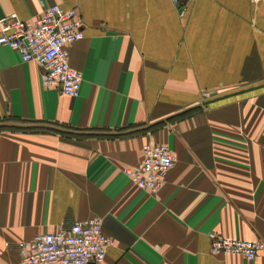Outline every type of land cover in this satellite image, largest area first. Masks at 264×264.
Returning <instances> with one entry per match:
<instances>
[{"label":"crops","instance_id":"obj_1","mask_svg":"<svg viewBox=\"0 0 264 264\" xmlns=\"http://www.w3.org/2000/svg\"><path fill=\"white\" fill-rule=\"evenodd\" d=\"M51 3L79 13L81 82L45 87L0 44V264L92 216L109 237L100 264H264V247L246 259L207 238L264 242V0H0V16ZM145 143L173 156L153 192L122 171Z\"/></svg>","mask_w":264,"mask_h":264},{"label":"built area","instance_id":"obj_2","mask_svg":"<svg viewBox=\"0 0 264 264\" xmlns=\"http://www.w3.org/2000/svg\"><path fill=\"white\" fill-rule=\"evenodd\" d=\"M177 1L173 0L178 5ZM81 35L75 7L51 3L32 20H23L13 12L0 16V44L17 51L21 60L36 62L43 86L72 96L78 94L81 74L68 62V45ZM172 159L166 144L145 143L139 161L122 171L133 185L153 192L163 182ZM261 161L264 165V147ZM207 238L210 252L236 253L246 259L264 247L261 240L227 236L214 230L207 231ZM108 243L101 218L92 216L54 231L36 233L17 241L16 247L23 264H100Z\"/></svg>","mask_w":264,"mask_h":264},{"label":"rangeland","instance_id":"obj_3","mask_svg":"<svg viewBox=\"0 0 264 264\" xmlns=\"http://www.w3.org/2000/svg\"><path fill=\"white\" fill-rule=\"evenodd\" d=\"M202 94H201V96L203 95V97H205V96H208L209 94L207 93V91H202L201 92ZM9 121H11L10 119H5V118H0V123L2 122V124H7Z\"/></svg>","mask_w":264,"mask_h":264},{"label":"trees","instance_id":"obj_4","mask_svg":"<svg viewBox=\"0 0 264 264\" xmlns=\"http://www.w3.org/2000/svg\"><path fill=\"white\" fill-rule=\"evenodd\" d=\"M6 126L9 127L10 125H6V124H2V123H0V128H1V127H6Z\"/></svg>","mask_w":264,"mask_h":264},{"label":"water","instance_id":"obj_5","mask_svg":"<svg viewBox=\"0 0 264 264\" xmlns=\"http://www.w3.org/2000/svg\"><path fill=\"white\" fill-rule=\"evenodd\" d=\"M210 93H214V91H211Z\"/></svg>","mask_w":264,"mask_h":264}]
</instances>
